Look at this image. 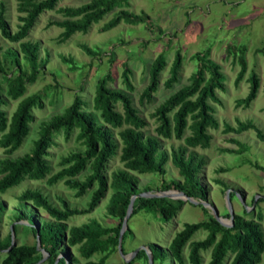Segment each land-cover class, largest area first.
I'll return each instance as SVG.
<instances>
[{
  "label": "rangeland",
  "instance_id": "374dc122",
  "mask_svg": "<svg viewBox=\"0 0 264 264\" xmlns=\"http://www.w3.org/2000/svg\"><path fill=\"white\" fill-rule=\"evenodd\" d=\"M89 0H59L54 10L60 7H77ZM108 13L92 24L86 33H75L67 40H60L62 30L49 23L61 21L63 18L54 10L41 13L28 31L24 41L36 43L38 46L35 61L37 70L32 83L25 86L22 97H37V104L32 107V121L28 124V133L20 147L11 154H5L0 148V160L15 159L29 153L32 143L38 137V127L43 121L61 114L75 97L84 106L82 110L92 115L97 124H101L99 111L93 108L95 85L104 79V87L117 90L128 96L138 115L145 119L147 125L142 129L144 135L154 136L157 125L150 113L161 102L178 89L185 87L193 80L201 79L202 85L208 78L210 69L206 62L217 65L222 75V89L215 90L217 101H208L211 116L216 123L215 128H208L209 146L205 149L195 147L188 149L204 157L205 164L198 173L199 183L205 192V201L168 198L161 204L176 206L169 220H163L159 210H140L126 221L120 246L112 247L106 253H95L88 259L82 258L77 246L61 243L57 248L59 258L66 264H83L86 261L102 264H148L149 249L157 261L154 264H176L166 256V246L171 238L181 230L184 224L207 221L212 217L207 203L214 207L216 213L229 224L226 193L233 216L256 221L264 236V142L259 141L251 129L245 131H227V127L237 130L238 123L250 122L264 134V0H116ZM17 0H0L2 16L9 33L16 32L22 16L16 11ZM123 18L114 27L103 30V26L116 15ZM127 16H142L144 22H130ZM125 18V19H124ZM81 46L92 54H86ZM12 50L19 66L29 73V67L21 59L17 43H11L0 35V56L3 74L0 75V97L3 103L0 110L7 119L15 109L19 99L12 100L6 95L8 81L14 76L16 67L11 64L6 50ZM243 49L245 72L235 83L239 71L238 50ZM180 57V69L176 83L165 87L168 70L173 57ZM161 58L163 67L158 72L155 88L149 92V100L140 99L143 91L149 89L150 67L156 58ZM6 63V64H5ZM255 75L258 89L255 98L248 104L243 101L248 93V79ZM115 110L121 112L120 105ZM172 112L169 114L171 116ZM190 120L187 118V124ZM118 130H111V137L117 144L116 153L107 160L103 175L107 182L111 172L123 169L119 161ZM190 134L188 129L179 140L161 139L160 149L169 153L171 149L183 145V139ZM73 129L67 138L59 130L51 134L52 144L47 150L46 160L49 173L42 180L24 179L20 184L0 194V241L9 238L15 246L35 245L42 255L36 264H47L48 255L40 247L36 231L41 222L51 221L45 211L35 208L30 202L25 205L33 211L31 221L20 220L18 212V196L25 190H37L48 203L61 209L64 202L70 209L84 210L96 187L93 182L84 192L76 195V189H70L59 180L55 184H47L46 179L57 172L60 158L71 152L82 151V146L75 139ZM165 173L137 174L129 172L137 180L136 189L148 188L149 194L161 195L174 189L162 190L163 183L180 182L181 178L169 161L164 165ZM90 173L86 167L73 180L83 183ZM221 182L219 184L217 182ZM107 188L96 206L86 214L73 215L65 221L66 228L86 224L89 220L97 221L102 227L113 229L120 219L109 215L106 205L110 196ZM149 199V198H147ZM135 200V199H134ZM180 201V204L178 203ZM134 202V201H133ZM133 209V205H132ZM213 218V217H212ZM122 221V219H121ZM121 225V222H120ZM15 227V229H14ZM120 228V227H119ZM206 232H195L190 241H200ZM151 246V248L149 247ZM153 246L157 249L152 248ZM43 250V252L41 251ZM143 255L136 257L135 250ZM188 248H182V262L187 260ZM6 251H0V264ZM132 255V256H131ZM210 249L199 252L200 264L209 261ZM231 253H227L221 264H229ZM146 258V259H145ZM153 264V263H152ZM258 264H264V255Z\"/></svg>",
  "mask_w": 264,
  "mask_h": 264
},
{
  "label": "trees",
  "instance_id": "16d2710c",
  "mask_svg": "<svg viewBox=\"0 0 264 264\" xmlns=\"http://www.w3.org/2000/svg\"><path fill=\"white\" fill-rule=\"evenodd\" d=\"M59 0H17L16 11L22 16L18 17V28L11 34L7 30L6 23L0 8V35L11 43H17L21 59L29 67V73L22 69L12 50L4 53L10 57L11 64H14L16 71L8 81L6 95L12 100H18L14 111L9 119L0 110V148L5 154L16 151L28 133V124L32 121L31 109L37 104V97H22L25 86L32 83L36 77L37 70L34 67L38 46L36 43L24 41L28 31L33 26L36 18L45 11H53ZM116 0H89L87 3L77 7H60L54 11L63 18L61 21L49 23L62 30L60 40L63 42L75 33H86L89 27L98 22L103 15L108 13ZM119 14L110 19L103 30H108L122 19ZM125 19V18H124ZM130 22H144L142 16H127ZM86 54H92L86 47L81 46ZM243 49H239L238 61L239 71L235 83L240 80L245 72L243 60ZM0 56V75L3 74L2 58ZM180 57L176 54L173 57L168 70V77L164 82L165 87L176 83L180 69ZM206 68L210 69L209 78L202 84L201 79L182 87L169 95L161 102L152 113L157 125L154 136L144 135L142 129L147 125L145 119L138 115V112L131 104L128 96L117 90H109L104 87V79L98 80L95 85L93 108L99 111L102 123L97 124L92 115L82 110L84 103L75 97L72 103L66 107L61 114L54 115L43 121L38 127V137L32 143L29 153L15 159L4 158L0 160V194L8 189L17 186L24 179L42 180L49 173V164L46 160L47 150L52 144L51 134L63 131L65 138L75 129V139L82 146V151L71 152L60 158L61 168L46 179L51 185L59 180L70 189H76V195L80 196L93 182L96 183L89 201L84 210L70 209L61 201V209L52 207L47 199L37 190H25L18 196L17 221L26 219L31 221L33 211L26 207L30 202L35 208L45 211L51 221L41 222L37 225L39 244L48 255L47 264H54L59 253L57 248L61 243L68 246H77L78 254L88 259L95 253H106L116 246L121 219L127 209L131 196L140 193L136 189L137 180L129 172L137 174L156 173L164 175V165L167 161L175 168L181 178L180 182L171 181L163 183L162 190L174 189L182 192L192 199L205 201V192L199 183L198 173L204 166V157L197 155L193 149L199 147L205 149L209 146L210 135L208 128H215L216 123L211 116L212 109L208 101L216 102L215 90H221L222 75L217 65L206 62ZM6 64V63H5ZM163 67L162 59L156 58L149 74V89L142 92L140 99L149 100V92L152 91L157 82L158 72ZM248 93L243 104L248 105L256 96L258 79L252 75L249 79ZM3 103L0 97V104ZM118 103L121 112L115 110ZM172 112L171 116L169 114ZM187 118L190 122L187 124ZM188 129L190 134L183 139V145L171 149L169 153L160 149L161 139H181L184 130ZM253 130L259 141L264 142V134L256 129L250 122L238 123L237 130L227 127V131ZM111 130H118L116 136L120 145L119 161L123 169L110 173L109 181L103 175L104 166L110 157L115 155L117 144L111 137ZM90 173L83 183L73 180L84 168ZM222 184L220 181L217 182ZM111 193L106 205V211L113 217L120 219L117 227L110 229L102 227L97 221L89 220L88 223L76 227L66 228L65 221L73 215L89 213L103 197L106 189ZM149 189L141 190V193ZM160 198H136L133 202L132 215L140 210H159L163 220H169L176 210V206L161 204ZM264 203V199L260 200ZM180 204V201H178ZM2 207L0 204V213ZM15 229V227H14ZM33 227L31 231L35 233ZM205 231L206 236L200 241H190L192 235L199 231ZM36 231V232H37ZM124 235L122 236V240ZM10 240L0 241V251L9 248ZM187 246V260L189 264H200L199 252L210 249L209 261L207 264H221L226 254L231 253L229 264H258L261 256L264 255V236L256 221L243 219L240 216H233L232 225L228 228L220 226L212 217L207 221L192 224H184L169 241L166 246V256L176 262H182V248ZM151 248V246H149ZM152 248L157 249L153 246ZM158 250V249H157ZM152 263L157 259L153 251L149 249ZM143 253L139 251L137 258ZM42 255L38 253L35 245H20L6 251L1 264H36ZM143 257H145L143 255ZM146 259V258H145ZM86 261L83 264H102ZM64 258H59L57 264H66Z\"/></svg>",
  "mask_w": 264,
  "mask_h": 264
},
{
  "label": "water",
  "instance_id": "95a60500",
  "mask_svg": "<svg viewBox=\"0 0 264 264\" xmlns=\"http://www.w3.org/2000/svg\"><path fill=\"white\" fill-rule=\"evenodd\" d=\"M160 196L168 197V198H174V199H179L181 201L186 200V201H188L190 203H197V202L193 201L190 197L185 196L182 192L173 193L171 191H167L165 193H162L161 195H158V194H149L148 192H145V193H139L137 195L131 196L130 197V200H129V203H128V206H127V209L125 211V214H124V216L122 218L121 225H120V229H119V232H118V238H117V246H118V248L120 246V241H121V238H122V234H123L124 229H125V226H126V221L129 218L130 213L132 212V205H133L134 199H136V198H158ZM226 201H227V206H228L229 224L225 223L224 220L221 217L218 216V214L216 213L214 207L209 206V204H207V203H204V202L202 203V205L204 207H209V209L212 212L213 219L220 226H222L224 228L230 227L232 225V222H233V214H232V211H231V208H230V205H229L228 192L226 193ZM36 236L38 238V231L36 232ZM12 247H14V244L11 242L10 245H9V248L6 251H8ZM138 250L139 249L135 250L133 252V254H135L136 252H138ZM41 251L43 252L42 249H41ZM147 261H148V264H152V258H151L150 252H149V256L147 257Z\"/></svg>",
  "mask_w": 264,
  "mask_h": 264
}]
</instances>
